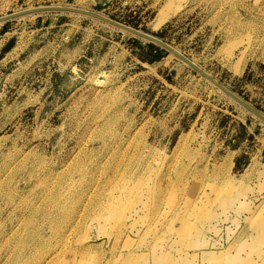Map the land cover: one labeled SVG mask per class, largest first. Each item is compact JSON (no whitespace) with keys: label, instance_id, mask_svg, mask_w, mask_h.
I'll list each match as a JSON object with an SVG mask.
<instances>
[{"label":"rangeland","instance_id":"rangeland-1","mask_svg":"<svg viewBox=\"0 0 264 264\" xmlns=\"http://www.w3.org/2000/svg\"><path fill=\"white\" fill-rule=\"evenodd\" d=\"M57 6L165 41L264 116V0H0V17ZM0 264H264V122L91 17L0 24Z\"/></svg>","mask_w":264,"mask_h":264},{"label":"water","instance_id":"water-1","mask_svg":"<svg viewBox=\"0 0 264 264\" xmlns=\"http://www.w3.org/2000/svg\"><path fill=\"white\" fill-rule=\"evenodd\" d=\"M49 11H57V12H67V13H76L84 16L91 17L93 19L99 20L101 22L107 23L113 27H116L122 31H125L127 33L132 34L135 37H139L142 39H145L149 41L150 43H153L155 45H158L173 54H175L180 60L185 62L189 67L194 69L198 74L203 76L206 80H208L210 83H212L214 86H216L218 89H220L225 95L230 97L232 100L237 102L239 105L244 107L246 110H248L250 113H252L254 116L258 117L262 122H264V116L260 114L256 109L251 107L246 101H244L242 98H240L237 94L232 92L230 89H228L226 86L218 82L216 79H214L212 76H210L208 73L200 69L198 66H196L194 63H192L188 58H186L184 55L180 54L178 51H176L172 46H170L168 43L165 41L158 39L157 37L150 35L148 33H145L143 31H140L138 29H135L133 27H130L128 25L122 24L120 22H117L115 20H112L108 17L101 16L99 14H96L94 12L80 9V8H71V7H63V6H57V7H45L41 9H35V10H30V11H25V12H20L16 14H10L8 17L3 18L2 21L8 22L10 20L16 19L18 17H21L23 15H26L28 13H36V12H49Z\"/></svg>","mask_w":264,"mask_h":264},{"label":"bare ground","instance_id":"bare-ground-1","mask_svg":"<svg viewBox=\"0 0 264 264\" xmlns=\"http://www.w3.org/2000/svg\"><path fill=\"white\" fill-rule=\"evenodd\" d=\"M41 8H45V7H40V8H35V9H41ZM71 8H75V7H71ZM35 9H28V10H25V11H30V10H35ZM81 9V8H80ZM25 11H21V12H25ZM91 12H93V11H91ZM17 13H20V12H17ZM36 13H42V12H36ZM36 13H33V12H31V13H28V14H30V15H33V14H36ZM94 13H96V14H99V15H101V16H104V15H102V14H100V13H97V12H94ZM14 14H16V13H14ZM28 14H26V15H28ZM9 15H7V16H5V17H0V24H3V23H5V21H2V19L3 18H6V17H8ZM23 16H25V15H23ZM22 17V16H21ZM105 17V16H104ZM173 48V47H172ZM176 51H178L180 54H182L179 50H177L176 48H174ZM175 55V54H174ZM183 55V54H182ZM187 58V57H186ZM190 60V59H189ZM192 63H194L196 66H198L200 69H202L203 71H205L203 68H201L198 64H196V62H194L193 60H190ZM185 63V62H184ZM186 64V63H185ZM187 65V64H186ZM206 72V71H205ZM206 73H208V72H206ZM209 74V73H208ZM210 75V74H209ZM211 76V75H210ZM228 88V87H227ZM229 89V88H228ZM220 90V89H219ZM221 91V90H220ZM258 118V117H257ZM125 183V182H124ZM126 185V184H125ZM124 185V186H125ZM126 187V186H125ZM129 187V186H128ZM117 188V187H116ZM121 188H123L122 186H121ZM115 189V188H114ZM120 189V188H119ZM124 189H126V188H124ZM123 189V190H124ZM122 190V189H121ZM122 190V191H123ZM119 192V191H118ZM112 196H109V198H107L105 201H103V202H101L102 204H100V206H102V208H104L105 209V211L107 210L108 211V213H113V211H115V210H118V208H119V206H120V201H121V199H122V196H123V194H121V192L119 193V195L120 196H117V195H115V194H111ZM93 199V198H92ZM91 199V200H92ZM93 201V200H92ZM101 201V200H100ZM96 210V209H95ZM94 211V210H93ZM97 212V211H96ZM95 212V213H96ZM82 216V215H81ZM80 216V217H81ZM187 216V215H186ZM192 219V218H191ZM176 220V219H175ZM189 220V219H188ZM69 224V223H68ZM186 224H188V223H186ZM69 226V225H68ZM71 226V225H70ZM66 229H67V227H66ZM71 232V231H70ZM72 233V232H71ZM70 233V234H71ZM85 251V250H84ZM84 251H82V252H84ZM87 251V250H86ZM19 253V252H18ZM84 253H86V252H84ZM83 254V253H82ZM85 255V254H84ZM87 255V254H86ZM18 256V255H17ZM16 256V257H17ZM35 256V255H34ZM30 257V256H29ZM30 258H32V257H30ZM34 258V257H33ZM14 263V262H13Z\"/></svg>","mask_w":264,"mask_h":264}]
</instances>
